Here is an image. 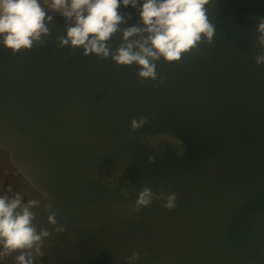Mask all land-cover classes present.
I'll list each match as a JSON object with an SVG mask.
<instances>
[{
    "label": "water",
    "instance_id": "obj_1",
    "mask_svg": "<svg viewBox=\"0 0 264 264\" xmlns=\"http://www.w3.org/2000/svg\"><path fill=\"white\" fill-rule=\"evenodd\" d=\"M41 6L48 31L31 48L0 35V178L10 160L48 235L42 255L34 245L0 264L20 251L33 264H264V0H209L211 40L148 57L155 78L112 58L149 35L123 36L144 27L139 4L118 9L105 58L62 45L74 17Z\"/></svg>",
    "mask_w": 264,
    "mask_h": 264
},
{
    "label": "clouds",
    "instance_id": "obj_2",
    "mask_svg": "<svg viewBox=\"0 0 264 264\" xmlns=\"http://www.w3.org/2000/svg\"><path fill=\"white\" fill-rule=\"evenodd\" d=\"M209 0H52V7L67 18L74 17L75 24L67 29L66 38L61 44L69 41L74 47L83 46L84 54L96 53L105 58L109 55L106 41L123 22V16L118 9L139 4V17L143 28L135 25L125 29V40L134 34L147 32V38L141 41L122 45L112 58L118 64L130 65L136 62L142 66L139 76L155 78V65L149 62L162 55L167 61L179 60L181 54L190 50L201 39L203 34L211 40L214 28L209 23L205 5ZM130 15V14H129ZM46 12L39 0H0V35L4 37L5 47L13 52L21 48H31L33 40L39 39L41 33H47L44 24ZM51 19V17H49ZM257 30L262 34L260 43L264 46V17H261ZM133 43L140 49L133 51ZM145 44H150L146 47ZM257 65L264 64V54L255 57ZM145 118L140 119V123ZM133 129L139 127L137 120L132 121ZM151 160L152 157H149ZM150 189L145 188L139 196L138 203L148 204ZM175 195L167 198L164 205L167 209L174 207ZM36 201L30 200L28 205L35 206ZM20 209L17 211V209ZM34 214L29 206H22L19 194L9 200L0 196V255H11L17 250L32 249L38 244L41 236H47L46 231L37 233L32 225ZM55 223L54 216L48 217ZM60 229H58L59 231ZM30 256V253H28ZM135 255V254H134ZM19 264H33L26 258V253L20 251L16 256Z\"/></svg>",
    "mask_w": 264,
    "mask_h": 264
},
{
    "label": "flooded vegetation",
    "instance_id": "obj_3",
    "mask_svg": "<svg viewBox=\"0 0 264 264\" xmlns=\"http://www.w3.org/2000/svg\"><path fill=\"white\" fill-rule=\"evenodd\" d=\"M9 165L10 168L5 174V177L0 178V196L14 198L16 194H19L20 199L27 202V200L22 195H20V187L26 180L10 160Z\"/></svg>",
    "mask_w": 264,
    "mask_h": 264
},
{
    "label": "rangeland",
    "instance_id": "obj_4",
    "mask_svg": "<svg viewBox=\"0 0 264 264\" xmlns=\"http://www.w3.org/2000/svg\"><path fill=\"white\" fill-rule=\"evenodd\" d=\"M40 5L52 6V0H39Z\"/></svg>",
    "mask_w": 264,
    "mask_h": 264
}]
</instances>
